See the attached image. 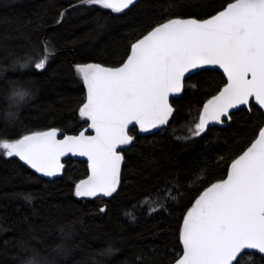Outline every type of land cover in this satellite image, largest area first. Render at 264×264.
Returning <instances> with one entry per match:
<instances>
[{
    "label": "trees",
    "instance_id": "trees-1",
    "mask_svg": "<svg viewBox=\"0 0 264 264\" xmlns=\"http://www.w3.org/2000/svg\"><path fill=\"white\" fill-rule=\"evenodd\" d=\"M223 2L140 0L124 14H115L79 0H0V65L9 66L18 57L31 60L28 70L0 76V114L13 82L34 93L18 117L0 115V141L49 127L78 132L85 124L76 109L86 91L74 73L76 63L111 65L120 59L129 34L169 13ZM40 56L48 58L45 70L34 67ZM219 73L186 81L195 87L172 101L176 113L155 135L141 136L131 129L137 140L125 152L121 188L113 197H75L74 182L88 171L85 161L69 158L61 178L47 179L0 150V264H22L32 254L44 264H139L138 258L143 264H173L181 254V213L205 175L200 167L215 160L210 178L224 177L227 164L219 159L240 153L261 119L259 112L252 116L241 108L229 125L212 126L203 138L177 139L190 135L188 127L220 81ZM36 125L40 127L32 129ZM28 194L31 202L24 198ZM153 208L158 211L148 215ZM109 247L117 251L107 254ZM260 256L247 252L238 259L240 264H264Z\"/></svg>",
    "mask_w": 264,
    "mask_h": 264
},
{
    "label": "snow or ice",
    "instance_id": "snow-or-ice-1",
    "mask_svg": "<svg viewBox=\"0 0 264 264\" xmlns=\"http://www.w3.org/2000/svg\"><path fill=\"white\" fill-rule=\"evenodd\" d=\"M79 3L124 14L137 0ZM47 59L36 62L35 69L45 70ZM73 67L86 90L76 111L87 126L78 134H65L59 127L30 130L0 141V150L47 177L65 172L63 158L86 157L88 171L74 182L75 197H113L121 188L125 152L137 140L131 129L155 135L153 130L168 126L174 117L172 101L195 87L186 81L222 69L214 91L196 111L190 135L177 139L203 138L210 126L232 121L241 106L252 116L259 112L261 119L240 153L219 159L227 164L224 177L210 178L215 160L200 167L205 175L181 213V254L174 264H240L246 249L258 250L264 262V0H224L218 6L169 13L129 34L120 59L111 65ZM175 187L179 190V184ZM24 198L32 200L31 194ZM174 202L180 206L179 199ZM157 211L153 208L148 215ZM114 251L109 247L107 254Z\"/></svg>",
    "mask_w": 264,
    "mask_h": 264
},
{
    "label": "clouds",
    "instance_id": "clouds-1",
    "mask_svg": "<svg viewBox=\"0 0 264 264\" xmlns=\"http://www.w3.org/2000/svg\"><path fill=\"white\" fill-rule=\"evenodd\" d=\"M31 65L29 58H16L9 66L0 65V76L6 74L9 70L26 71ZM34 96L31 88L27 87L23 83L13 82L10 84L9 90L6 94L7 108L2 115L4 118L18 117L19 111L27 104ZM22 264H44L37 255L32 254L26 257Z\"/></svg>",
    "mask_w": 264,
    "mask_h": 264
},
{
    "label": "water",
    "instance_id": "water-1",
    "mask_svg": "<svg viewBox=\"0 0 264 264\" xmlns=\"http://www.w3.org/2000/svg\"><path fill=\"white\" fill-rule=\"evenodd\" d=\"M140 0H137V3L139 2ZM136 3V4H137ZM84 63H100V62H96V61H89V62H84ZM220 72H222V69L221 70H219ZM86 91V90H85ZM175 107V106H174ZM176 108V107H175ZM241 108H246V106H241ZM240 108V109H241ZM235 111H237V110H234V112ZM176 113V112H175ZM174 113V114H175ZM171 120H172V118H170V122H171ZM231 123V121H227L226 123H224V124H221V125H215V126H219V127H224V126H227V125H229ZM87 125H85L84 127H86ZM83 127V128H84ZM167 127V126H166ZM210 127H212V126H210ZM82 128V129H83ZM165 128V127H164ZM81 129V130H82ZM42 130H46V129H42ZM162 130V129H161ZM80 131V130H79ZM158 131H160V130H153V132L154 133H157ZM137 133H138V131H137ZM65 134H78V132H76V133H68V132H65ZM88 134H94V132H89ZM139 135H141V136H149V135H152V134H149V133H139ZM62 138V137H61ZM16 158H18V157H16ZM69 158H71V159H73V160H81V161H85L86 162V157H79V156H72V155H69L68 157H65V158H63V163L65 164V169H66V167H67V163H66V160L67 159H69ZM19 159V158H18ZM22 163H24L23 161H21ZM25 164V163H24ZM26 165V164H25ZM27 166V165H26ZM29 168H30V166H28ZM35 173H37L34 169H32ZM122 171H123V169H122ZM38 175H40V176H42V177H44V178H47V179H58V178H61L62 176H63V174L62 175H60V176H57V177H47V176H43V174H40V173H37ZM85 178V177H84ZM122 179V178H121ZM247 252H256V253H258V250H255V249H246L245 250V253H247ZM244 254V253H243ZM242 254V255H243ZM258 254H260V253H258ZM260 255H262V254H260ZM174 264V263H173Z\"/></svg>",
    "mask_w": 264,
    "mask_h": 264
},
{
    "label": "rangeland",
    "instance_id": "rangeland-1",
    "mask_svg": "<svg viewBox=\"0 0 264 264\" xmlns=\"http://www.w3.org/2000/svg\"><path fill=\"white\" fill-rule=\"evenodd\" d=\"M93 53H94V52H90L89 54H93ZM89 54L87 53L86 55H89ZM41 57H42V56L38 57L37 60H36V62H39V60L44 59V57H42V58H41ZM74 73H75V72H74ZM75 74H76V73H75ZM39 127H40V126H37V125H36V126H33L32 129H37V128H39ZM188 128H189V127H188Z\"/></svg>",
    "mask_w": 264,
    "mask_h": 264
}]
</instances>
